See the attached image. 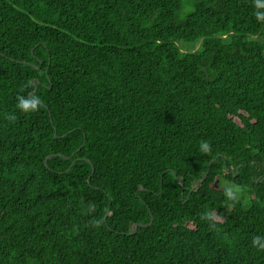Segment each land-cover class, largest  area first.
I'll return each instance as SVG.
<instances>
[{"label":"trees","instance_id":"16d2710c","mask_svg":"<svg viewBox=\"0 0 264 264\" xmlns=\"http://www.w3.org/2000/svg\"><path fill=\"white\" fill-rule=\"evenodd\" d=\"M260 35L264 0H0V264H264Z\"/></svg>","mask_w":264,"mask_h":264},{"label":"clouds","instance_id":"9594fccd","mask_svg":"<svg viewBox=\"0 0 264 264\" xmlns=\"http://www.w3.org/2000/svg\"><path fill=\"white\" fill-rule=\"evenodd\" d=\"M260 6V5H258ZM39 98L38 97H32L31 99H25V98H18L17 108L22 112H29L33 111L37 108L39 104ZM9 120L15 119V116H9ZM200 151L207 153L210 150L209 143L207 141H203L199 145ZM242 192V189L239 186L232 185L225 188V195L232 200L238 199L240 193Z\"/></svg>","mask_w":264,"mask_h":264},{"label":"rangeland","instance_id":"374dc122","mask_svg":"<svg viewBox=\"0 0 264 264\" xmlns=\"http://www.w3.org/2000/svg\"><path fill=\"white\" fill-rule=\"evenodd\" d=\"M253 38H257V39H260V40H264V35H260V36H253ZM198 44L199 43H187V42H178V46L181 50L183 51H192V50H195L198 48ZM216 186L218 187H224V186H228V182L224 181L223 179L220 180L219 179H216V183H215Z\"/></svg>","mask_w":264,"mask_h":264},{"label":"water","instance_id":"95a60500","mask_svg":"<svg viewBox=\"0 0 264 264\" xmlns=\"http://www.w3.org/2000/svg\"><path fill=\"white\" fill-rule=\"evenodd\" d=\"M32 82L34 83L35 81H34V80H32Z\"/></svg>","mask_w":264,"mask_h":264}]
</instances>
